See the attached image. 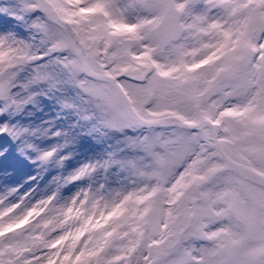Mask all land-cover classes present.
Here are the masks:
<instances>
[{
  "label": "snow or ice",
  "instance_id": "snow-or-ice-1",
  "mask_svg": "<svg viewBox=\"0 0 264 264\" xmlns=\"http://www.w3.org/2000/svg\"><path fill=\"white\" fill-rule=\"evenodd\" d=\"M0 264H264V0H0Z\"/></svg>",
  "mask_w": 264,
  "mask_h": 264
}]
</instances>
